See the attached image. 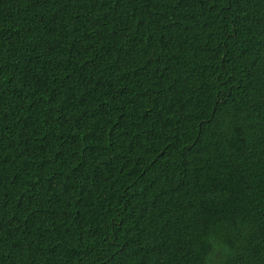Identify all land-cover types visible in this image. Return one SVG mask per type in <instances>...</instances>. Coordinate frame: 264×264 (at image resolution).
<instances>
[{
	"label": "trees",
	"instance_id": "1",
	"mask_svg": "<svg viewBox=\"0 0 264 264\" xmlns=\"http://www.w3.org/2000/svg\"><path fill=\"white\" fill-rule=\"evenodd\" d=\"M0 264H264V0H0Z\"/></svg>",
	"mask_w": 264,
	"mask_h": 264
}]
</instances>
